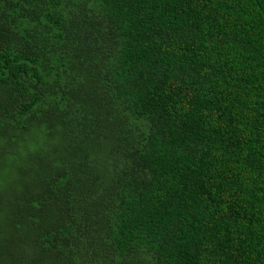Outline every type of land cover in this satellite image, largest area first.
I'll list each match as a JSON object with an SVG mask.
<instances>
[{
    "label": "trees",
    "instance_id": "trees-1",
    "mask_svg": "<svg viewBox=\"0 0 264 264\" xmlns=\"http://www.w3.org/2000/svg\"><path fill=\"white\" fill-rule=\"evenodd\" d=\"M0 264H264V0H0Z\"/></svg>",
    "mask_w": 264,
    "mask_h": 264
}]
</instances>
